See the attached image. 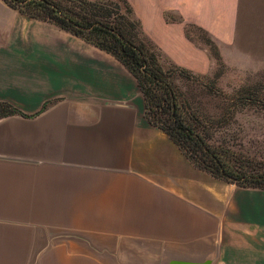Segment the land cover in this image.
Returning a JSON list of instances; mask_svg holds the SVG:
<instances>
[{
    "label": "crops",
    "instance_id": "obj_1",
    "mask_svg": "<svg viewBox=\"0 0 264 264\" xmlns=\"http://www.w3.org/2000/svg\"><path fill=\"white\" fill-rule=\"evenodd\" d=\"M0 100L21 111L0 116V264H264V188L197 168L119 60L3 0Z\"/></svg>",
    "mask_w": 264,
    "mask_h": 264
},
{
    "label": "trees",
    "instance_id": "obj_2",
    "mask_svg": "<svg viewBox=\"0 0 264 264\" xmlns=\"http://www.w3.org/2000/svg\"><path fill=\"white\" fill-rule=\"evenodd\" d=\"M3 1L26 16L68 31L119 60L135 79L143 99V116L163 130L197 168L237 185L264 188V150L243 147L240 143L235 146L236 136L230 131L238 112L252 109L264 113V94L254 85L239 86L231 93L213 91V77L204 80L177 65L165 68L145 42L126 0ZM210 49L217 55L213 46ZM176 76L204 86L208 97L218 100L220 109H206L194 93L175 81ZM12 113L21 111L0 100V116Z\"/></svg>",
    "mask_w": 264,
    "mask_h": 264
},
{
    "label": "rangeland",
    "instance_id": "obj_3",
    "mask_svg": "<svg viewBox=\"0 0 264 264\" xmlns=\"http://www.w3.org/2000/svg\"><path fill=\"white\" fill-rule=\"evenodd\" d=\"M126 1L132 17L140 24L145 42L154 50L162 66L177 65L204 80L213 77V91L231 93L239 86L254 85L264 94L263 0L240 1L242 9L236 18L226 17L231 11V0ZM198 3L201 4L200 19L193 16ZM159 10L167 29H160L157 20ZM219 13L222 17L212 19H215V28L222 26L219 32L211 33L199 24L209 22L211 14ZM174 78L183 89L194 93L206 109H220L218 100L208 97L204 86L190 83L180 76ZM230 127L236 136L233 139L235 146L240 143L243 147L264 150V142L261 141L264 140V113L242 110L235 115Z\"/></svg>",
    "mask_w": 264,
    "mask_h": 264
},
{
    "label": "water",
    "instance_id": "obj_4",
    "mask_svg": "<svg viewBox=\"0 0 264 264\" xmlns=\"http://www.w3.org/2000/svg\"><path fill=\"white\" fill-rule=\"evenodd\" d=\"M207 263V261H205L203 264H206Z\"/></svg>",
    "mask_w": 264,
    "mask_h": 264
}]
</instances>
